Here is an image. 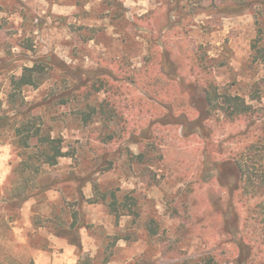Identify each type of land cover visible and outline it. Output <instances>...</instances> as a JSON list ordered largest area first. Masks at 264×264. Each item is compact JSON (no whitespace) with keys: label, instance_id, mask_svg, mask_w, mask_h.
I'll return each mask as SVG.
<instances>
[{"label":"rangeland","instance_id":"374dc122","mask_svg":"<svg viewBox=\"0 0 264 264\" xmlns=\"http://www.w3.org/2000/svg\"><path fill=\"white\" fill-rule=\"evenodd\" d=\"M232 1L0 0V116L33 119L66 153L25 188L0 135V264L264 261V133L195 109L214 81L264 119V0L240 16ZM37 62L42 83L15 87ZM96 185L131 214L117 223ZM74 219L82 250L62 235Z\"/></svg>","mask_w":264,"mask_h":264},{"label":"trees","instance_id":"16d2710c","mask_svg":"<svg viewBox=\"0 0 264 264\" xmlns=\"http://www.w3.org/2000/svg\"><path fill=\"white\" fill-rule=\"evenodd\" d=\"M254 1L255 0H234L223 9L229 15L240 16L243 15L246 11L252 9ZM260 29L261 28H259V33H261ZM253 49L255 50L256 54L255 60L264 65V46L255 44L253 46ZM41 64L42 63L37 62L33 67L25 68L24 73L20 77L13 79L14 86L18 89H22L26 86H39V84L42 83L43 78V76L41 75L42 73H44ZM213 82L211 81L209 84H204V95L202 97L203 99L201 102L197 100L195 103V109L197 110L199 115L198 121H200V119H203L204 123H207L215 118L216 112L222 111L225 114L224 116L230 121H236L241 118L250 119L248 128H251L250 130L256 128L264 133V119H256L258 110L254 109L246 102L245 99H243L239 95L234 96L223 93L219 94L218 90L212 91ZM14 98L15 94H11L9 101L11 105H14L12 103H15ZM28 121L25 120L20 125H18L16 121L13 122V118L9 115L0 116V135H2L4 131H7V129L11 130L14 138L13 144H15L17 148H20L21 150L20 155L23 158L14 171L17 175H21L22 179L25 178L23 182L25 184V188H28V185H30L31 183L29 181L31 180L29 177L33 176L34 178L32 179H34L35 181L44 167H55L59 164L61 159L66 157L61 138H55L50 133L45 134L40 125L32 122L33 119H31V122L30 120ZM113 139L114 138H111V140ZM32 140H35L36 142L34 152H32V150L30 151L32 147L30 146V144H28L29 142L31 143ZM244 158V151L238 152L234 158L236 163L235 167L238 170L240 178V183H243V179L247 174V170L243 162ZM248 181H251V176L249 177V179H247V182ZM250 188V183H246L245 186L240 188L243 197L247 194H254V192H250ZM96 191L97 199L99 197L101 201H103V203L107 204L111 213L115 216L117 223H119L121 217L131 214L132 208L128 202L130 198H127L125 201L120 203L117 196L114 194L110 196L112 200L111 202H109L108 194L101 193L99 191L98 185H96ZM22 192L23 190H19V193ZM74 215L75 217H77L78 214L75 213ZM74 220L76 221L72 222L67 228L69 232H64V234L62 233V235H65L67 238L69 237L68 239L70 243L82 250L83 243L81 237L79 236V234H77V219ZM81 226L87 227L84 223H82ZM70 233H74V236H71ZM252 253L253 249L251 248L246 258H241L242 262H250ZM261 264H264V261H262Z\"/></svg>","mask_w":264,"mask_h":264}]
</instances>
